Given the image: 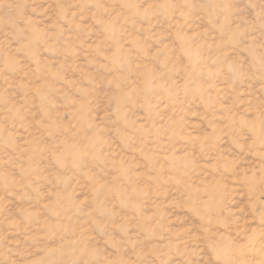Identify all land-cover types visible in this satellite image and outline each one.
I'll use <instances>...</instances> for the list:
<instances>
[{"label": "rangeland", "instance_id": "374dc122", "mask_svg": "<svg viewBox=\"0 0 264 264\" xmlns=\"http://www.w3.org/2000/svg\"><path fill=\"white\" fill-rule=\"evenodd\" d=\"M0 264H264V0H0Z\"/></svg>", "mask_w": 264, "mask_h": 264}]
</instances>
